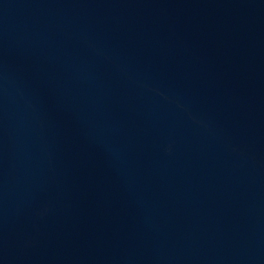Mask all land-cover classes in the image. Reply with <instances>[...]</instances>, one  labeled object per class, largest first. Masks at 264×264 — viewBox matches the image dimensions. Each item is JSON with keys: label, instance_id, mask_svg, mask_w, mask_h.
I'll return each mask as SVG.
<instances>
[{"label": "water", "instance_id": "obj_1", "mask_svg": "<svg viewBox=\"0 0 264 264\" xmlns=\"http://www.w3.org/2000/svg\"><path fill=\"white\" fill-rule=\"evenodd\" d=\"M0 264H264V0H0Z\"/></svg>", "mask_w": 264, "mask_h": 264}]
</instances>
